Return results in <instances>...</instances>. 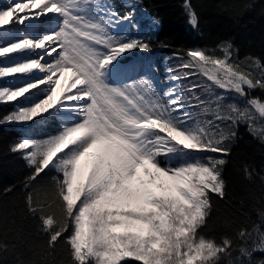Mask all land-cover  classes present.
I'll return each instance as SVG.
<instances>
[{"label":"snow or ice","instance_id":"obj_1","mask_svg":"<svg viewBox=\"0 0 264 264\" xmlns=\"http://www.w3.org/2000/svg\"><path fill=\"white\" fill-rule=\"evenodd\" d=\"M135 6L128 3L121 12L97 0H16L0 9L5 45L0 58L25 57L0 66V78L21 74L23 79L0 86V103H16L0 122L56 124V131L22 138L12 151L22 150L33 167L32 180L46 170L59 174L54 178L58 217L46 214L43 225L52 228L51 242L71 228L73 264H126V258L141 264H218L230 254L232 241L217 242L198 229L211 208L209 194L225 195L226 161L203 154L227 155L239 123L264 139V124L255 125L264 121V99L249 98L250 90H264V64L251 57L239 61L225 43L219 46L222 56L209 49L187 51L175 70L179 74H173L176 80L199 74L207 78L202 82L163 94L149 79L110 83L123 54L151 49L149 38L113 32L125 22L137 26ZM30 7L38 10L24 11ZM185 8L197 27V14L189 3ZM54 18L61 23L45 27ZM4 26L17 27L20 34L10 37ZM45 57L54 62L41 64ZM66 74L69 83L61 91ZM225 93L242 97L245 106L225 104ZM209 113L212 119H201ZM259 236L257 247L264 250V232Z\"/></svg>","mask_w":264,"mask_h":264},{"label":"trees","instance_id":"obj_2","mask_svg":"<svg viewBox=\"0 0 264 264\" xmlns=\"http://www.w3.org/2000/svg\"><path fill=\"white\" fill-rule=\"evenodd\" d=\"M140 2L141 8L161 23L149 38L150 51L155 61L158 60L159 76L171 55L186 60L189 50L209 49L222 56L219 46L225 43L233 46L239 61L251 57L264 64V0ZM186 3L197 14V27L189 23ZM225 95V104L245 106L246 101L237 94ZM249 98L264 99V90H250ZM14 103H0V117L12 112ZM262 124L264 121L260 119L255 121L256 126ZM25 129L0 122V264H73L67 243L71 228L56 242H51L52 228L46 229L43 225L46 214L56 213L54 221L58 217L54 178L59 174L46 170L32 180L33 167L21 151H12ZM228 146L227 155L210 153L226 161L221 172L225 195L209 194L211 208L198 232L217 242L225 237L232 241L230 254L222 255L218 264H261L264 250L257 245L259 233L264 232V139L251 131L247 123H239ZM241 231L248 235L241 238Z\"/></svg>","mask_w":264,"mask_h":264},{"label":"rangeland","instance_id":"obj_3","mask_svg":"<svg viewBox=\"0 0 264 264\" xmlns=\"http://www.w3.org/2000/svg\"><path fill=\"white\" fill-rule=\"evenodd\" d=\"M21 3H28V0H19ZM104 1V0H103ZM135 3V8H134V22L137 25L136 27H130L127 22L120 24L118 27L113 29L114 34L119 33L125 36H130L132 38H139V39H144V38H151L155 32L159 29L160 27V22L159 25H154V21L158 20L155 17H153L151 14L146 12L145 10L140 8V3L139 0H118L119 5L125 10V5L128 3ZM14 4V0H0V9H6V7L10 4ZM98 3V2H97ZM99 4V3H98ZM31 8V7H30ZM99 11V9H97ZM17 15L14 13L12 19H16ZM61 23V20L59 18H54L53 23L51 25L45 26V27H57L58 24ZM5 29L8 31L10 37H15L20 34V31L17 27H9V26H4ZM0 46H5L3 44H0ZM148 52V51H147ZM132 53L131 50L125 54H123V59L121 60V69H117V74L113 76V78L110 80V83L113 84H123L126 83V81L131 79L129 83L136 82L140 79H149V74H152L153 72V67L151 64H149V61L145 62V57H143L142 60H137V59H132L129 62L126 61L125 57L129 54ZM150 54V53H149ZM55 56V54L53 55ZM25 57L19 54H8L7 58H0V66H10L13 62L15 61H22ZM137 60V61H135ZM126 62V63H125ZM185 62V60H182V58L179 57H170L169 58V63L166 66V70H164L167 74L165 78V83H166V91L174 86L176 87H186L188 84L191 83H198L206 80L207 78L200 76L197 74L196 76L189 77L187 80H176L173 79V74H179L178 72H175L176 69H178V66ZM128 67L127 72H123L124 67ZM171 70V71H170ZM34 72L36 70H33ZM148 73V74H147ZM41 78L43 77V74L41 73ZM70 74H66L64 77H61V79H64V81H68V77ZM137 80H132V78L137 77ZM23 82V79L21 77V74H16L15 77H5V78H0V86H7V85H18ZM168 85V87H167ZM16 106V103H14ZM13 107V110L15 108ZM12 110V111H13ZM201 119H212V115L209 113L205 116H201ZM13 123L15 125H28L26 127H29L31 125L29 124H22V123H15V122H9ZM223 127V125H221ZM259 127V126H256ZM55 130H48V133L54 132ZM43 138V137H42ZM22 153V150H21ZM211 152H206L203 155L206 156H214L210 154ZM23 154V153H22ZM219 154V153H218ZM24 156V154H23ZM25 157V156H24ZM218 159L222 158L220 155L214 156ZM191 158V157H189ZM167 179V178H165ZM154 190L159 192L160 190L158 188H155L153 186ZM141 263L135 261L134 258H126V264L129 263ZM122 264H125V262H122Z\"/></svg>","mask_w":264,"mask_h":264},{"label":"bare ground","instance_id":"obj_4","mask_svg":"<svg viewBox=\"0 0 264 264\" xmlns=\"http://www.w3.org/2000/svg\"><path fill=\"white\" fill-rule=\"evenodd\" d=\"M14 2H16V0H14ZM38 9L35 8H29V9H25V12H29V13H34L36 12ZM17 15V14H16ZM45 26H48L47 24ZM54 55V54H53ZM45 62L48 63H52L54 62L51 58L49 57H45L43 60H41V64H44ZM69 82L64 81V79H61V91L63 90V88L68 84Z\"/></svg>","mask_w":264,"mask_h":264}]
</instances>
